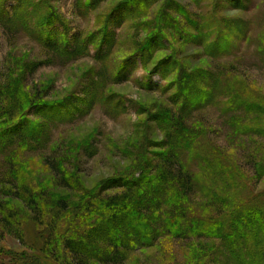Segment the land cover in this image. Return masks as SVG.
Masks as SVG:
<instances>
[{
  "label": "rangeland",
  "instance_id": "374dc122",
  "mask_svg": "<svg viewBox=\"0 0 264 264\" xmlns=\"http://www.w3.org/2000/svg\"><path fill=\"white\" fill-rule=\"evenodd\" d=\"M262 40L264 0H0V123L28 102L21 114L41 130L0 152V203L25 229L0 232V264L19 263L9 253L38 252L27 195L50 212L61 200L75 207L137 161L155 160L166 133L158 115L175 101L184 110L193 96L183 81L192 76L214 94L182 118L196 156L207 159L195 157V171L237 178L239 205L263 195L264 135L235 126L264 130L263 116L236 102H264ZM43 102L56 107L48 118L36 112ZM221 248L216 238L166 235L107 264H229ZM49 261L74 264L67 251Z\"/></svg>",
  "mask_w": 264,
  "mask_h": 264
},
{
  "label": "trees",
  "instance_id": "16d2710c",
  "mask_svg": "<svg viewBox=\"0 0 264 264\" xmlns=\"http://www.w3.org/2000/svg\"><path fill=\"white\" fill-rule=\"evenodd\" d=\"M259 48L264 58V40L260 41ZM193 78L183 81V88L193 96L188 98L185 108L189 104L199 106L202 102L199 98L203 96L205 102H210L214 95L209 89H199ZM208 84L206 87L210 88ZM236 98L239 110L258 113L264 118L263 101L256 98L252 100L257 102L250 101V98H240L239 101V97ZM27 103L8 110L6 118L7 121L10 118V124L0 123V128L6 126L0 130L1 153L13 148L16 141H25L41 131L21 114ZM232 103H226V112ZM177 104L173 102L171 108L163 109L158 115L157 121L166 133L165 141L160 143L162 150L154 155L155 160L137 161L133 172L117 177L102 190L84 196L75 207H69L66 201L61 200L58 207L50 212L44 209L35 195H27V204L33 210L31 220L40 240L36 243L38 252L35 254L9 253L13 258H19L18 264H52L49 260L60 261L63 251H67L74 264H87L89 260L116 263L124 258L126 250L153 246L166 235L216 238L221 240V255L229 264H264V199H260L264 194L239 205L241 200L236 196L239 193H232L237 178L215 168L209 173L203 171L205 168L195 171L192 160L203 158L196 156L195 136L182 119L183 114H189V111L185 108L178 111ZM35 107L37 114L41 113L46 118L49 111L56 108L55 104L48 102ZM235 126L264 135L263 129L248 128L249 125L244 126L241 121H236ZM66 184L71 185L68 179ZM107 189H122V192L103 195L102 191ZM198 193L204 201L196 199ZM16 197L20 195L16 194ZM198 206L201 211L196 210ZM18 219L21 224L16 223ZM2 230L15 235L25 231L23 218L17 210L0 203V232Z\"/></svg>",
  "mask_w": 264,
  "mask_h": 264
}]
</instances>
